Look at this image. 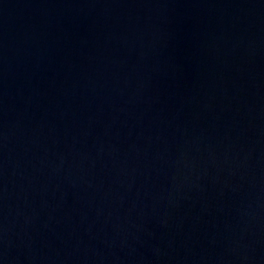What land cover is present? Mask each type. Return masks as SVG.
<instances>
[{
	"label": "water",
	"instance_id": "water-1",
	"mask_svg": "<svg viewBox=\"0 0 264 264\" xmlns=\"http://www.w3.org/2000/svg\"><path fill=\"white\" fill-rule=\"evenodd\" d=\"M0 264H264V0H0Z\"/></svg>",
	"mask_w": 264,
	"mask_h": 264
}]
</instances>
